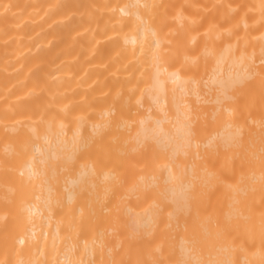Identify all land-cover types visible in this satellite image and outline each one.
<instances>
[{
  "label": "bare ground",
  "instance_id": "obj_1",
  "mask_svg": "<svg viewBox=\"0 0 264 264\" xmlns=\"http://www.w3.org/2000/svg\"><path fill=\"white\" fill-rule=\"evenodd\" d=\"M0 264H264V0H0Z\"/></svg>",
  "mask_w": 264,
  "mask_h": 264
}]
</instances>
